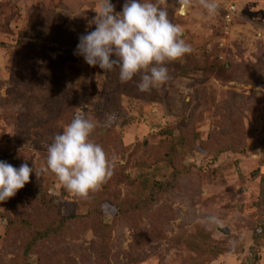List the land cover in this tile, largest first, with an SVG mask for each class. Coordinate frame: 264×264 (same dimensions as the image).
I'll return each instance as SVG.
<instances>
[{"label":"rangeland","instance_id":"obj_1","mask_svg":"<svg viewBox=\"0 0 264 264\" xmlns=\"http://www.w3.org/2000/svg\"><path fill=\"white\" fill-rule=\"evenodd\" d=\"M110 2L121 13L127 0ZM216 2L212 16L196 0L178 15L176 0H163L192 52L166 63L169 79L158 89L140 92L134 77L122 116L108 117L97 103L111 91V72L75 54L79 38L97 27L102 0H0V156H11L17 168L28 163L32 179L36 168L52 180L43 169L53 129L62 132L80 113L96 125L91 140L112 171L95 191L94 222L80 234L72 222L62 241L43 244L44 252L100 264L98 244L106 243L102 264H264V0ZM47 60L56 69L53 85ZM59 85L97 103L66 102ZM50 192L63 195L58 180ZM115 201L126 209L118 216ZM90 202L67 191L60 211L85 215ZM0 212V264H12L22 239L5 232L12 208ZM210 216L224 227L208 224Z\"/></svg>","mask_w":264,"mask_h":264},{"label":"clouds","instance_id":"obj_2","mask_svg":"<svg viewBox=\"0 0 264 264\" xmlns=\"http://www.w3.org/2000/svg\"><path fill=\"white\" fill-rule=\"evenodd\" d=\"M209 16L216 13V0H196ZM163 0H127L121 13H114L110 0H102L95 20L94 31L82 35L75 54L84 57L90 66L105 72L119 68L122 84L139 76L137 88L150 92L165 84L168 79L167 62L181 59L192 52L182 38V28L170 21L168 11L161 7ZM178 15H185L194 0H176ZM117 59H111L112 55ZM96 125L77 113L55 135L47 149L44 172L55 175L66 191L80 198L98 190L112 175L111 167L103 147L91 140ZM33 168L23 163L19 168L0 161V202L16 195L30 181ZM37 177L40 172L35 168ZM207 223L220 228L222 221L215 216Z\"/></svg>","mask_w":264,"mask_h":264},{"label":"trees","instance_id":"obj_3","mask_svg":"<svg viewBox=\"0 0 264 264\" xmlns=\"http://www.w3.org/2000/svg\"><path fill=\"white\" fill-rule=\"evenodd\" d=\"M38 18H33L31 24L35 25ZM24 49V48H23ZM26 52V49H24ZM28 52V51H27ZM115 59V58H113ZM66 61L62 62V66L65 65ZM45 64L48 66L47 72L44 71V74H48L47 83L50 85L55 84L53 79H56V69H52L51 61H45ZM112 74L113 85L110 88L109 95L106 97L102 95V99L106 98V101H101L100 104L97 103V99L94 101L90 96L84 92H75L71 86L69 88L59 85L64 92V97L66 102H70L71 99L74 103L83 105H89L92 102L97 103V108L102 112H105L109 116H122L120 112L122 96L130 92V85L132 81L122 84L119 79V68L114 67L110 71ZM97 87L95 86L94 89ZM51 92V90H50ZM73 95V96H72ZM87 100V101H86ZM64 106V104H62ZM60 111V110H59ZM71 110L70 112H72ZM63 109H61L58 116H61ZM68 112V113H70ZM67 113V114H68ZM120 115V116H119ZM52 119V118H51ZM238 124L234 126V131L238 129ZM57 133H62L53 129ZM2 155V154H1ZM45 158V164H46ZM0 161H5L11 164L13 167L17 168L16 162L12 160V157L7 154L0 156ZM50 179L46 180L44 178L36 177L33 178L30 176V181L26 183L24 188L18 190L15 196L9 198L4 202H0V206L9 205L12 210L16 213L15 216H7V224L5 232L13 233L16 236H20L22 239L23 250L22 253L16 258L12 264H50V258L56 257L57 264H73L71 257L66 255L63 252H53L47 253L44 252L43 244L47 241L57 240L62 241L69 229V224L76 223L74 227V232L80 234L87 228V221L90 219H96L97 215L95 211L98 212V203L99 195L95 191L90 192L88 197H91L90 210L87 214H63L60 211L62 196L64 197L67 192L62 186L61 196L55 195L50 192L51 186L56 183V177L50 171L48 172ZM35 179V180H34ZM61 199V200H60ZM117 209V216L123 214L126 210L122 201H115L112 203ZM4 217V214L0 212V218ZM95 226V225H94ZM98 227V225L96 226ZM160 229V228H159ZM164 232L160 229V234L156 238L164 237ZM140 244L136 243L134 246L135 253L141 250L145 242L141 241ZM99 250L97 252V258L100 264L104 263L103 261H108L109 251L108 245L106 243H99ZM100 253V255H99ZM35 256V259L33 257ZM101 258V260H100ZM257 257H255V260ZM107 264V263H105Z\"/></svg>","mask_w":264,"mask_h":264},{"label":"built area","instance_id":"obj_4","mask_svg":"<svg viewBox=\"0 0 264 264\" xmlns=\"http://www.w3.org/2000/svg\"><path fill=\"white\" fill-rule=\"evenodd\" d=\"M235 7H231V9L230 10H233ZM230 12H232V11H230Z\"/></svg>","mask_w":264,"mask_h":264}]
</instances>
